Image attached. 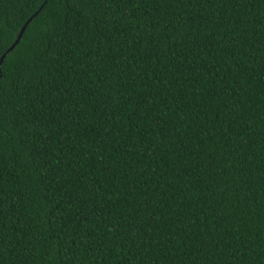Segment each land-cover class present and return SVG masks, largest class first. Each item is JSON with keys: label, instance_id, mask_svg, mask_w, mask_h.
<instances>
[{"label": "trees", "instance_id": "16d2710c", "mask_svg": "<svg viewBox=\"0 0 264 264\" xmlns=\"http://www.w3.org/2000/svg\"><path fill=\"white\" fill-rule=\"evenodd\" d=\"M27 22L0 264H264V0H0V58Z\"/></svg>", "mask_w": 264, "mask_h": 264}, {"label": "water", "instance_id": "95a60500", "mask_svg": "<svg viewBox=\"0 0 264 264\" xmlns=\"http://www.w3.org/2000/svg\"><path fill=\"white\" fill-rule=\"evenodd\" d=\"M29 21H30V20H28V22H29ZM28 22L25 23V25L21 28V30H20V32H19V34H18V36H17L15 42L12 44V46H11V47H10V48H9V49H8L3 55H2V57L0 58V64L3 63L4 57L7 55V53H9L11 50H13V49L15 48V46L19 43V41H20V39H21V37H22V34H23L24 31H25V28H26Z\"/></svg>", "mask_w": 264, "mask_h": 264}]
</instances>
